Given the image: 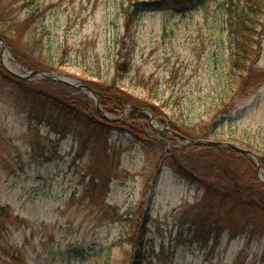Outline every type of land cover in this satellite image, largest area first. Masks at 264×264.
Segmentation results:
<instances>
[{"label": "rangeland", "instance_id": "1", "mask_svg": "<svg viewBox=\"0 0 264 264\" xmlns=\"http://www.w3.org/2000/svg\"><path fill=\"white\" fill-rule=\"evenodd\" d=\"M152 1L161 0H40L39 8L51 9L32 35L43 38L41 51L54 67L40 70L64 73L90 87L112 81L128 16L124 7L130 13L140 8L131 70L118 86L138 103L160 106L168 123L190 126L199 133L194 140L251 145L258 157L264 154V84L236 96L222 8L226 0H190L186 5L162 0V8L150 9L143 5ZM36 7L20 3L12 16L20 22ZM261 32L257 69L264 71V27ZM1 50L6 69L30 72L11 52ZM31 106L10 88L0 94V209L6 210L0 212V264H130L134 213L140 206L151 215L146 264H264V231L258 221L249 220L244 231L232 235L225 231L216 247L212 242L205 246L192 229L205 192L196 180L217 176L221 184L228 183L212 165L225 160L240 183L250 187L246 163H233L220 153H195L187 165L194 179H186L169 155L187 144L163 130L171 128L146 108L155 117L153 122L142 110L151 128L141 120L108 114L111 121L145 133L146 140L131 131L109 130L101 138L109 159L92 161L82 143L89 140L93 148L100 134L77 126L57 144V135L46 126L30 131ZM38 137L50 161L35 152ZM97 170L107 180L104 186L96 181V189L91 179Z\"/></svg>", "mask_w": 264, "mask_h": 264}, {"label": "trees", "instance_id": "2", "mask_svg": "<svg viewBox=\"0 0 264 264\" xmlns=\"http://www.w3.org/2000/svg\"><path fill=\"white\" fill-rule=\"evenodd\" d=\"M39 1L0 0V37L6 41L14 61L28 71L53 67L52 62L46 59L41 51L44 48L43 38L32 35V28L51 9V7L39 8ZM172 1L177 5H186L190 0ZM20 3L28 8L37 7L29 11L24 20L17 22L12 16L13 8ZM162 3L161 0L144 2L143 5L148 9L162 8ZM122 7H124L123 3ZM222 8L225 13L224 24L230 40V50H232L230 70L234 78L233 82L238 87V90H235L236 96L241 98L247 95L251 91L250 89L264 84V71L257 69L258 58L261 54L259 48L261 39L259 37H261V31L264 27V0H226ZM124 10L128 12V16L126 23H124L125 32L117 44L119 45V59L115 65L114 78L112 81H100L90 84L99 97L105 113L113 118L128 117L131 122H135L136 119L141 120L147 128H151L150 118L147 114L142 113L145 108L150 109L159 122L169 126L173 132L186 135L191 139L193 136L197 137L199 133L194 132V129L190 126H179L173 122L168 123L164 119L160 106L151 103H138L139 101L129 96L118 86V81L122 75L131 70V54L135 48L134 28L135 23L139 20L141 9L139 8V11L136 10L132 13L125 7ZM7 88L15 91L16 95L24 102L32 103L28 112L30 131H39L41 127L46 126L51 134L57 135V144L67 139V136L73 133L77 126H82L90 132L100 134L101 137L96 138L93 148L89 147V140L82 143V151H91L92 161L104 162L107 161V158L109 159L108 146L104 145L101 140L102 137L105 138L109 130L131 131L136 136L142 135L144 138L142 141L148 137L145 136V133L138 132L132 125L127 127L122 121H111L104 118L96 108L95 100L86 93L46 78L22 79L11 74L0 60V94ZM133 105H136L137 109L131 111L132 114H128L129 107ZM36 140L33 145L35 152H41V157L46 161H50V158L40 148V137ZM245 148L252 150L253 146L246 145ZM206 151L220 153L226 157L225 159H229L233 163L240 160L246 163V172L252 180V185L247 187L240 183L238 177H235L233 171H230L232 169L228 165L231 162L227 163L229 161L222 160V162L212 163L227 179L228 183L226 184L229 186L221 184L222 181L217 176L209 180H196L204 186L205 192L199 203V207L201 206L202 209L195 215V221L192 225L194 237L205 246L212 242L214 243L213 246L216 247L219 245L220 238L225 231L229 230L230 235L235 234L236 231L241 232L242 228L247 227L246 223H249V220H252L253 223L258 221L259 226H263L261 230L264 231V183L260 182L257 177V166L249 157L228 147L193 146L190 144L181 148L174 147L170 150L172 154L169 155V158L172 161L173 168L178 173L186 179L192 180L194 179V176L191 175L193 169L190 166L187 167L188 162L189 160H195L192 156L195 153ZM259 159L264 170V154L259 155ZM98 180L103 186L107 180L106 175L101 170H97L91 179L93 188L97 189L98 186L95 183ZM143 207L140 206L137 212L134 213L136 224L130 264H146L148 259L147 248L150 234L148 228L151 215L149 209ZM5 211L3 208L0 209L2 213H5ZM243 222L244 226L241 224Z\"/></svg>", "mask_w": 264, "mask_h": 264}, {"label": "water", "instance_id": "3", "mask_svg": "<svg viewBox=\"0 0 264 264\" xmlns=\"http://www.w3.org/2000/svg\"><path fill=\"white\" fill-rule=\"evenodd\" d=\"M0 46L2 48L1 51H3V54H10V50L9 47L6 43V41L0 37ZM7 67V66H6ZM7 70L15 75L18 76L22 79L25 80H33V79H37V78H46L49 79L51 81L54 80V82H58L62 85L65 86H70L73 88H77L82 90L84 93H86L87 95L90 96V98L94 99L97 105V109L99 111V113H101L103 115L104 118L108 119V120H114L112 117H110L108 114L105 113L101 101L99 99V97L97 96V94L95 93V91L86 83H83L81 81L79 82H74V80L67 76L64 73L61 72H57V71H42V70H37V71H30L28 72L26 75H19L13 71H11L8 67ZM131 109H136L135 106L129 107ZM145 112H147V114L149 113L151 120L154 122L155 121V117L151 114V112L149 110H144ZM122 117V116H121ZM117 120V119H116ZM165 131H168L169 133H171V135H174L175 137L181 139L182 141H184L187 145H193V146H218V147H228L231 148V150H235L238 151L242 154H244L245 156L249 157L253 162L256 163L257 166V173L259 175V179L261 180V182L264 183V171H263V167L261 165V161L258 157V155L256 153H254L253 151L242 147L236 143H230V142H219V141H213V140H194L191 138H187L184 137L178 133H175L173 131H171L168 128L163 129Z\"/></svg>", "mask_w": 264, "mask_h": 264}]
</instances>
